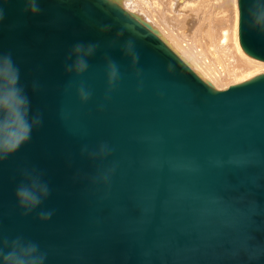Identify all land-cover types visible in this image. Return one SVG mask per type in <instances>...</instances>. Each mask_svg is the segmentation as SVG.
Listing matches in <instances>:
<instances>
[{"label": "water", "instance_id": "95a60500", "mask_svg": "<svg viewBox=\"0 0 264 264\" xmlns=\"http://www.w3.org/2000/svg\"><path fill=\"white\" fill-rule=\"evenodd\" d=\"M0 6V54H11L29 114L42 117L31 139L0 161V236L37 242L49 252L47 264H264V255L252 261L243 251L227 255L230 233L242 246L247 236L249 247L264 245V72L216 88L123 0H38L37 14L23 11L24 0ZM250 6L238 0L240 45L264 61V33L249 26ZM105 24L111 29L101 32ZM130 38L137 65L121 50ZM97 41L85 73L64 71L73 44ZM105 54L120 71L107 97ZM81 82L92 90L86 103L76 94ZM99 141L115 149L106 160L80 155L82 144ZM237 154L239 166L209 163ZM188 160L199 171L172 170L167 162ZM113 161L110 188L73 179ZM25 165L43 170L49 182L51 194L40 207L55 212L46 222L16 207L17 170Z\"/></svg>", "mask_w": 264, "mask_h": 264}, {"label": "clouds", "instance_id": "9594fccd", "mask_svg": "<svg viewBox=\"0 0 264 264\" xmlns=\"http://www.w3.org/2000/svg\"><path fill=\"white\" fill-rule=\"evenodd\" d=\"M7 0H0V4ZM103 3L113 5L118 0H102ZM23 11L37 14L40 12L38 0H24ZM234 8L238 11V0H234ZM4 19V9L0 6V21ZM247 21L249 26L257 32L264 33V0H251V6L247 10ZM111 25H101V32H108ZM123 34L121 29L116 33V39ZM116 40L109 42V47L113 46ZM100 42H77L71 46L65 56L64 71L76 76L85 73L90 67L88 59L92 57L100 47ZM124 56L128 57L133 65L139 62V53L136 51L135 41L126 40L121 45ZM104 63L106 68L107 88L105 96H110L114 87L120 80L119 65L110 56L105 54ZM137 91H140L143 82L140 79L142 70L137 69ZM19 68L12 60L10 53L0 54V161L15 153L23 144L31 139L34 128L42 124V117L37 112L30 115V101L25 93L24 85L20 82ZM36 84H33V89ZM76 94L81 103H86L92 96V90L86 87L83 82L76 89ZM99 107H103L100 105ZM115 151L108 141H99L95 147L82 144L80 155L86 156L90 161L103 162ZM242 157L240 155H230L227 160L220 157H209V163L215 167H222L224 164L239 166ZM170 169H184L190 172L199 171L200 165L194 160L184 162L167 161ZM153 165L162 166L158 161H153ZM118 164L113 161L108 166H97L93 174H81L79 172L73 177L87 179L91 184H102L110 188L111 179ZM20 181L17 183L13 195L16 207L22 216L36 212V218L42 222L48 221L54 214L55 209H44L40 206L51 194L49 182L44 179L45 172L36 166L25 165L18 168ZM251 205L256 207L255 202ZM39 208V211H36ZM250 239V237H249ZM243 251L249 261L256 260L264 255V245H256L231 249L227 252L230 258H237ZM49 252L41 249L40 245L21 235L9 239L7 236H0V264H47Z\"/></svg>", "mask_w": 264, "mask_h": 264}, {"label": "bare ground", "instance_id": "6f19581e", "mask_svg": "<svg viewBox=\"0 0 264 264\" xmlns=\"http://www.w3.org/2000/svg\"><path fill=\"white\" fill-rule=\"evenodd\" d=\"M201 1L202 0H167L163 10H168L170 13H173L174 17L177 19H179V17L182 18L183 23L181 26L179 23L174 24V27L175 25L179 26L178 28L174 29L177 30V33L184 35L185 38L189 37L190 34H193V39H195L197 43L202 42L203 46L206 47L207 51L212 55L211 61L208 54H204L202 57H199L198 55L196 56L195 52V54L190 53L182 43L183 40L181 39L180 41L178 36L175 37L176 34H174L173 31H170L172 32L173 36L168 34L165 31V28L158 24L156 16L154 13H152L153 10H151V15L154 19L148 15V13H146L148 10L142 7L135 0L133 1L135 4L131 6L130 9L127 7L128 4H131L130 0H123V5L130 12H133L142 17L144 20L148 21L153 28L159 30L161 37L204 79L214 83L216 88L225 89L232 84H237L239 82L248 80L254 76L253 73H250L248 77L245 75V73L249 72V70H256L255 72L262 70L264 68V61L248 55L240 45L239 7L238 11L236 10L235 12V50H232L231 45L228 43L229 36L226 30L227 28L221 27L222 25H215V20H210L208 16H205L204 13H202L204 11L201 10L202 8L199 6L201 4L199 2ZM151 5H155L156 8H154V10L159 11V13L162 15L160 19L166 20V22H168L164 15V11H160L158 7L161 5L160 0L153 1ZM184 11L189 13L183 14ZM172 17H169L168 15L170 23L175 21ZM166 22L164 21V24H166ZM218 26L220 28H218ZM224 75L229 77L232 75L234 78H238L235 80V83L228 84L225 87H220L218 86L219 84L217 82L218 79Z\"/></svg>", "mask_w": 264, "mask_h": 264}, {"label": "rangeland", "instance_id": "374dc122", "mask_svg": "<svg viewBox=\"0 0 264 264\" xmlns=\"http://www.w3.org/2000/svg\"><path fill=\"white\" fill-rule=\"evenodd\" d=\"M130 1H131V4L127 5V7L129 9L131 8V6H133L135 4L133 2L134 0H130ZM135 1H137L142 7L147 9L148 11H146V13H148V15H150L151 17H152L151 10H153L152 13H154V15L156 16L158 24L160 26H162L163 28H165V31L168 34L172 35V32H170V31H173L174 34H176L175 37L178 36L180 38V41L182 39L183 40L182 43L184 44L185 48L187 50H189L190 53H192V54L196 53V56L198 55L199 57H202V55H204V54L205 55L208 54L210 61L212 60V55L207 51L206 47L203 46L202 42L197 43L195 41V39H193V36H194L193 34H190L189 37L185 38L184 35H181V34L177 33V30H175V29L178 28L179 26L175 25V27H174L173 25L179 23V25L181 26V24L183 23L182 22L183 20L180 17H179V19H177L176 17H174V14L170 13L168 10H167L168 13H167L166 10H163L167 0H160L161 5H159L158 7H159L160 11H164V15H165V17H166V19H167V21L169 23L166 22V20H161L160 17H162V15L159 13V11H155L154 10V8H156L155 5H151L153 1H158V0H148V1L147 0H135ZM168 1H170V0H168ZM199 3H201L199 5L202 8L201 10L204 11L202 13H204L205 16H208V18H210V20L211 19L215 20L214 21L215 25L216 24L219 25V26L222 25L221 27H226L227 28V29L226 28L225 29L227 30L228 36H229L228 43L231 45V49L235 50L234 22H235L236 9L234 8V0H202ZM208 10H209V12H208ZM189 12H190V10H189ZM189 12H185L184 11L183 14H187ZM168 15H169V17L173 16L172 18L175 21L170 23V21L168 19ZM164 21L166 22V24H164ZM219 22H221V23H219ZM219 26H218V28H220ZM191 43H193V44H191ZM200 48H203V49H200ZM255 71L256 70H249V72L245 73V75L248 77L250 73H253V75L258 74V73H262V72H264V68L262 70H260L259 72H255ZM237 78H234L232 75L230 77L224 75L223 77L218 79L217 83L219 84L218 86L225 87L228 84L235 83V80ZM212 84L214 85V83H212ZM218 89H222V88H218Z\"/></svg>", "mask_w": 264, "mask_h": 264}, {"label": "snow or ice", "instance_id": "6c2138e0", "mask_svg": "<svg viewBox=\"0 0 264 264\" xmlns=\"http://www.w3.org/2000/svg\"><path fill=\"white\" fill-rule=\"evenodd\" d=\"M220 224H221V227L224 229V230H228L229 229V225L227 224V222H225V221H220ZM247 236V235H246ZM234 237H236V239H233ZM240 236L239 235H237V234H235V233H230L229 234V240H231L232 242V245H233V248L232 249H234V248H238V247H242V245H241V243H240ZM248 240H249V236H247V239H246V243L243 245V246H245V245H248ZM224 254V253H223Z\"/></svg>", "mask_w": 264, "mask_h": 264}]
</instances>
